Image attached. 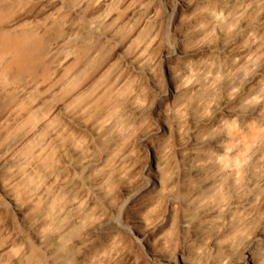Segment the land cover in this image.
<instances>
[{
  "label": "bare ground",
  "instance_id": "bare-ground-1",
  "mask_svg": "<svg viewBox=\"0 0 264 264\" xmlns=\"http://www.w3.org/2000/svg\"><path fill=\"white\" fill-rule=\"evenodd\" d=\"M169 1L0 0V264H264V0Z\"/></svg>",
  "mask_w": 264,
  "mask_h": 264
},
{
  "label": "rangeland",
  "instance_id": "rangeland-1",
  "mask_svg": "<svg viewBox=\"0 0 264 264\" xmlns=\"http://www.w3.org/2000/svg\"><path fill=\"white\" fill-rule=\"evenodd\" d=\"M152 5L154 7H157L158 10L162 12L164 27H166L169 30L171 20L174 17V11L171 9L170 1L169 0H152ZM161 63L162 62H159L158 64L159 73L160 75H165V69L163 70V66H161ZM142 157H143V160H146L145 152L143 153ZM10 214L14 218L17 219V214L15 212L11 211Z\"/></svg>",
  "mask_w": 264,
  "mask_h": 264
}]
</instances>
